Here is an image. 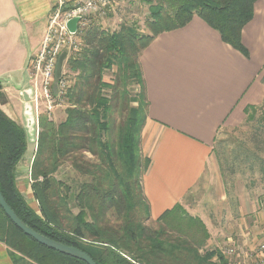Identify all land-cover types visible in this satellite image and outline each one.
<instances>
[{
    "label": "trees",
    "instance_id": "trees-1",
    "mask_svg": "<svg viewBox=\"0 0 264 264\" xmlns=\"http://www.w3.org/2000/svg\"><path fill=\"white\" fill-rule=\"evenodd\" d=\"M257 1L149 0L148 34L143 35L129 27L110 32L92 23L82 36L80 51L66 62L74 85L64 99V120L54 123L46 115L38 117L30 170L38 213L16 187V168L26 149L25 132L0 108V193L14 214L33 231L84 252L95 264H230L216 249L200 253L208 232L199 218L186 215L179 205L156 221L191 234L170 237L164 229L155 231L146 225L150 213L142 178L149 160L141 153L140 135L149 104L139 58L154 38L185 27L193 17L216 31L224 44L248 57L241 37L253 19ZM112 68L116 72L109 85L103 76ZM133 86L138 87L135 94L129 92ZM104 90L110 91L109 98ZM0 102L4 104L1 88ZM256 107L245 109L247 119ZM113 113L121 117L120 124L111 122ZM218 142L213 151L224 179L228 160ZM85 154L98 164L85 162ZM69 158L78 177L90 178V182H77L73 192L56 176ZM73 208L78 210L75 215ZM109 212L116 215L115 223L107 218ZM0 243L7 248L12 264H85L25 236L1 208Z\"/></svg>",
    "mask_w": 264,
    "mask_h": 264
},
{
    "label": "crops",
    "instance_id": "crops-1",
    "mask_svg": "<svg viewBox=\"0 0 264 264\" xmlns=\"http://www.w3.org/2000/svg\"><path fill=\"white\" fill-rule=\"evenodd\" d=\"M9 1V9L0 8V63L4 64L0 81L9 85L1 110L23 128L26 138L27 130L34 136L33 153L28 162L21 160L15 178L19 193L35 211L30 170L39 128L26 66L41 48L56 0ZM241 40L248 57L224 44L216 31L193 17L185 27L154 38L141 54L139 64L149 104L140 135L141 153L149 160L142 190L151 220L176 205L193 208L188 199L199 181L206 173L220 174L213 151L220 129L240 125L245 109L264 99V0L256 2ZM17 78L21 87L14 81ZM51 121L55 123L54 118ZM206 229L211 246L222 242L219 229L213 231L208 225ZM0 264H12L1 243Z\"/></svg>",
    "mask_w": 264,
    "mask_h": 264
},
{
    "label": "rangeland",
    "instance_id": "rangeland-1",
    "mask_svg": "<svg viewBox=\"0 0 264 264\" xmlns=\"http://www.w3.org/2000/svg\"><path fill=\"white\" fill-rule=\"evenodd\" d=\"M148 2L149 0H115L114 11L108 13L103 22L99 21V27L110 32L119 31L122 27H129L136 30L138 34H148L145 26V21L149 16ZM9 6H11L9 0H0V8L7 10ZM96 22L93 20L94 25H96ZM9 43L8 48H11V42L9 41ZM2 65L4 64L0 63V66ZM62 66H64L65 72H68V75L73 78V74L67 69V63L62 64ZM115 72V68L105 72L103 81L111 85ZM261 77H263L262 82L264 85V70ZM14 81H17L18 87H21L20 78ZM24 81L26 85L28 83L27 78H24ZM8 86L6 87L0 81L4 103L6 102L5 89L8 91ZM129 92L131 94L137 93L138 87L129 88ZM104 94L108 98L110 97L109 90H104ZM2 104L0 102V108H2ZM56 105L61 107H58V109L56 107L51 111L50 116L51 119L54 118L55 123L65 117L64 110L67 108V104L63 101L56 102ZM23 108L24 111L27 110V107ZM33 110L35 113V109ZM45 115L49 119L46 110L41 107L37 117ZM246 119L245 117L238 126L222 127L219 131L218 141L221 142L220 147L228 160L227 166L224 167L225 178L223 179L221 173L214 177L206 173L192 191L190 199H188V201H192L193 208L184 207L186 209H183L181 207L186 215L199 218L211 230L212 228L213 231H215V228L220 230L219 236L223 239L222 242L211 246L209 243L210 238H208L200 247V253L203 254L216 249L230 264L247 263L250 258H253L259 245L264 242V99L257 105L250 118L247 119L249 123ZM111 122L118 125L122 122V119L117 113H113ZM32 130H34V125ZM33 139V134H30L27 130L26 149L22 158L24 162H28L33 153V143L31 142ZM253 155L257 159H253ZM237 157L240 158L237 159ZM213 159L215 160V158ZM83 160L98 164L95 158L86 154L83 156ZM215 162L218 163L216 160ZM56 176L73 188H70L71 192H73L77 182H90L88 177L77 176L71 158L63 161ZM33 208L38 213L36 201H33ZM72 212L75 215L78 210L73 208ZM107 218L112 223H115L117 219L113 212H109ZM118 221L120 222V220ZM146 225L155 231L160 228L164 229L170 237H186L191 234V231L185 230V232H182L176 228H171L164 222L159 223L151 219ZM239 230H241L240 234L237 232ZM227 249L234 250V255L227 256L225 253Z\"/></svg>",
    "mask_w": 264,
    "mask_h": 264
},
{
    "label": "built area",
    "instance_id": "built-area-1",
    "mask_svg": "<svg viewBox=\"0 0 264 264\" xmlns=\"http://www.w3.org/2000/svg\"><path fill=\"white\" fill-rule=\"evenodd\" d=\"M114 8L115 0H56L47 17L41 48L26 66L33 89L31 102L37 116L41 107L49 118L51 111L61 107L56 102H64L68 90L74 85V79L65 72L62 64L80 51L82 36L93 20L99 25V21L103 22ZM72 19H78L75 33H70L66 27ZM225 253L232 256L234 250L227 249ZM244 264H264V242L259 245L253 258Z\"/></svg>",
    "mask_w": 264,
    "mask_h": 264
},
{
    "label": "water",
    "instance_id": "water-1",
    "mask_svg": "<svg viewBox=\"0 0 264 264\" xmlns=\"http://www.w3.org/2000/svg\"><path fill=\"white\" fill-rule=\"evenodd\" d=\"M77 22H78V19H72L67 23L66 27L70 33H75ZM27 113L30 115L29 119L32 118L30 111ZM0 208L2 209L5 216L10 220V222L18 230H20L25 236L31 238L32 240H34L39 245H41V246H43L49 250L55 251L59 254L80 260V261L84 262L85 264H95L94 261L84 252H82L76 248L65 246V245H62L60 243L54 242V241L40 235L39 233L33 231L32 229H30L27 225H25L14 214V212L10 209V207L4 201L1 193H0Z\"/></svg>",
    "mask_w": 264,
    "mask_h": 264
}]
</instances>
